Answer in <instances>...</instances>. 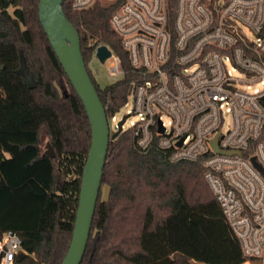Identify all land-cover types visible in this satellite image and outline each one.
<instances>
[{"label": "trees", "instance_id": "trees-1", "mask_svg": "<svg viewBox=\"0 0 264 264\" xmlns=\"http://www.w3.org/2000/svg\"><path fill=\"white\" fill-rule=\"evenodd\" d=\"M63 9L108 117L127 102L139 79L110 17L108 2ZM39 0H0V237L22 240L12 264H61L71 243L92 127L40 21ZM175 3L170 5V20ZM110 46L124 73L101 86L89 68L96 48ZM37 82L17 72L20 57ZM51 144L55 156L46 153ZM201 161H172L142 149L132 127L110 138L102 186L81 264H244L239 238L211 190ZM108 185L107 198L102 187ZM252 264H260L253 260Z\"/></svg>", "mask_w": 264, "mask_h": 264}, {"label": "built area", "instance_id": "built-area-1", "mask_svg": "<svg viewBox=\"0 0 264 264\" xmlns=\"http://www.w3.org/2000/svg\"><path fill=\"white\" fill-rule=\"evenodd\" d=\"M99 1L114 7L111 26L139 75L129 89L138 145L167 150L172 161H201L245 263L264 264V172L253 161L264 169V0H72L71 6L81 11ZM108 47L111 74L123 75L121 57ZM21 250V237L5 231L0 264H12Z\"/></svg>", "mask_w": 264, "mask_h": 264}, {"label": "water", "instance_id": "water-1", "mask_svg": "<svg viewBox=\"0 0 264 264\" xmlns=\"http://www.w3.org/2000/svg\"><path fill=\"white\" fill-rule=\"evenodd\" d=\"M63 1L39 0L38 9L40 21L60 62L83 101L92 127V141L82 175L75 226L70 246L61 262V264H81L102 186L110 138L117 137L123 131L126 116L118 122L117 129L112 131L106 107L100 99L82 54L79 31L67 17L63 9ZM95 55L104 62L111 55V50L106 44H100L96 48ZM3 67L0 64V69ZM17 72L23 76L29 88L37 86L23 55L20 57V66ZM212 144L218 150L216 138L212 140ZM46 153L55 156L51 144H48ZM253 161L264 172L255 158Z\"/></svg>", "mask_w": 264, "mask_h": 264}, {"label": "rangeland", "instance_id": "rangeland-1", "mask_svg": "<svg viewBox=\"0 0 264 264\" xmlns=\"http://www.w3.org/2000/svg\"><path fill=\"white\" fill-rule=\"evenodd\" d=\"M111 60L108 59L104 62L100 61L96 55H94L93 59L89 63V68L98 84L102 87L115 82L120 79L122 75H113L110 70ZM133 107V95L130 93L128 95L127 102L125 105L116 113V118L110 121L111 130L115 131L117 129L118 122L124 117L127 116L126 121L124 122L123 128L126 129L131 126V122L137 120V116L135 114H130V111ZM110 118V117H109ZM164 120L167 122L168 118L164 117ZM48 149V148H47ZM46 149V150H47ZM109 192L108 185H103L102 187V198H107ZM190 264H206L200 261L192 260ZM246 264V263H244ZM252 264V262L250 263Z\"/></svg>", "mask_w": 264, "mask_h": 264}]
</instances>
